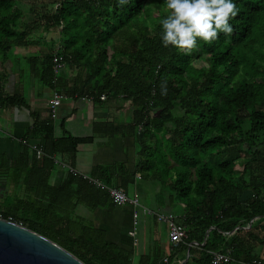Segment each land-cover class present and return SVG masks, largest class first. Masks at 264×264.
I'll list each match as a JSON object with an SVG mask.
<instances>
[{
    "label": "trees",
    "instance_id": "trees-1",
    "mask_svg": "<svg viewBox=\"0 0 264 264\" xmlns=\"http://www.w3.org/2000/svg\"><path fill=\"white\" fill-rule=\"evenodd\" d=\"M235 2L233 32L212 43L198 39L185 52L161 41L166 0H0V64L25 48L26 56L15 57L21 78L95 104L127 102L125 123L96 121L93 128L134 143L132 169L123 161L96 164L88 175L67 171L53 184L56 161L73 167L78 146L94 136L72 135L62 125L55 136L51 118L34 117L12 162L23 195L0 201V217L85 264H133L131 251L75 209L78 203L114 205L107 188L132 196L138 178L155 182L170 206L180 204L186 238L165 254L155 247L139 255L135 264H176L187 253L184 264H211L216 250L230 256L222 264L254 258L264 264V254L255 251L264 246V0ZM41 35H50L45 54L38 48L45 43ZM54 60L63 64L58 72ZM4 80L0 75V109L28 107L19 91L5 92ZM34 139L40 142L32 147Z\"/></svg>",
    "mask_w": 264,
    "mask_h": 264
},
{
    "label": "crops",
    "instance_id": "crops-1",
    "mask_svg": "<svg viewBox=\"0 0 264 264\" xmlns=\"http://www.w3.org/2000/svg\"><path fill=\"white\" fill-rule=\"evenodd\" d=\"M28 53V50H16L14 56H26ZM15 57L0 64V75L5 77L3 82L5 92L11 94L19 91L26 99L28 107L0 109V163L8 166V169L0 168V198L6 195L13 198L16 195H23L21 180L17 179L12 162L21 153L25 131L32 126L36 116L39 120L48 118L53 120L55 136L61 134V125L72 135L94 136L93 142L78 146L72 167L76 172L88 175L94 165L110 164L113 161H123L130 169L133 168V138L108 136L104 134L103 126L96 131L93 128L96 121L112 120L116 124L125 123L131 113L127 102L102 100L95 104L88 98L67 96L63 91H50L32 78H21L19 63ZM74 73L68 70L67 75L73 76ZM53 92L60 95V104L53 113H50L49 105ZM39 142V139H34L31 146L34 147ZM59 161H56L51 171L50 181L53 184L61 182L68 171L59 164ZM142 183H145L144 186ZM133 195L138 197L141 205L153 212H173L178 216L180 214V204L177 202L175 208L170 206L167 202L168 194L164 192L162 195L155 182L137 178ZM162 196L166 201L164 205L161 202ZM133 210V206L128 203H114L111 206L96 208L78 203L75 213L103 229L108 240L131 251L133 264L139 255L150 252L155 247H159L165 254L170 244L166 224L158 221L153 214H143L139 209L136 217H133ZM255 251L264 254V246L262 249L256 248Z\"/></svg>",
    "mask_w": 264,
    "mask_h": 264
},
{
    "label": "clouds",
    "instance_id": "clouds-1",
    "mask_svg": "<svg viewBox=\"0 0 264 264\" xmlns=\"http://www.w3.org/2000/svg\"><path fill=\"white\" fill-rule=\"evenodd\" d=\"M166 10L168 14L159 21L161 41L165 47L171 45L185 52L196 48L198 39L212 43L221 32L230 35V20L240 11L235 0H166Z\"/></svg>",
    "mask_w": 264,
    "mask_h": 264
},
{
    "label": "water",
    "instance_id": "water-1",
    "mask_svg": "<svg viewBox=\"0 0 264 264\" xmlns=\"http://www.w3.org/2000/svg\"><path fill=\"white\" fill-rule=\"evenodd\" d=\"M186 256L176 264H184ZM0 264H85L49 238L0 217Z\"/></svg>",
    "mask_w": 264,
    "mask_h": 264
},
{
    "label": "built area",
    "instance_id": "built-area-1",
    "mask_svg": "<svg viewBox=\"0 0 264 264\" xmlns=\"http://www.w3.org/2000/svg\"><path fill=\"white\" fill-rule=\"evenodd\" d=\"M63 67V64L54 60L53 69L54 72H58L60 68ZM88 99H92L91 97H86ZM100 99H104V96H101ZM60 104V95L57 92H53L50 100V113H53L56 107ZM42 154L40 149H36V156H40ZM59 164L66 168L68 171L75 172V170L68 166L66 163L59 161ZM109 196L113 203L116 204H124L128 203L133 206V217H136L138 209L143 214H153L154 217L166 224L167 227V236L169 239V243L171 247H176L180 243L184 241L186 238V230L185 228L179 223L178 215L173 212H153L146 206L140 204L139 199L136 195L129 196L126 194L125 190L121 187H108L107 188ZM136 207V209H135ZM211 255V264H222L226 263L230 260V256L228 253L221 252V251H210ZM164 260H166L164 258ZM243 264H261L260 259L254 258L250 262H244Z\"/></svg>",
    "mask_w": 264,
    "mask_h": 264
},
{
    "label": "rangeland",
    "instance_id": "rangeland-1",
    "mask_svg": "<svg viewBox=\"0 0 264 264\" xmlns=\"http://www.w3.org/2000/svg\"><path fill=\"white\" fill-rule=\"evenodd\" d=\"M18 6L21 7V8H22L23 10H25V11H28L29 8H30V6H29L27 3H25V2L18 3ZM35 36H36V35H35ZM42 36H43V37H42ZM49 37H50V35H48V36L41 35V41L45 42L44 44H43V43H40L39 46H38L39 50H41V51H40L41 54H45V53L49 50V48H50L49 45H51V43H50V41H48ZM20 50H27V49L22 48V49H20ZM24 78H25V77H23V79H24ZM25 79H26V78H25ZM151 182H153V181H151ZM140 183H141V181H140ZM144 184H145V183H142L141 185L144 186ZM6 197H8V196L6 195ZM12 198H13L12 196H10V197H8V198H6V199H2V198H0L1 204H5V203H7V202H10V200H12ZM167 237H168V236H167Z\"/></svg>",
    "mask_w": 264,
    "mask_h": 264
}]
</instances>
